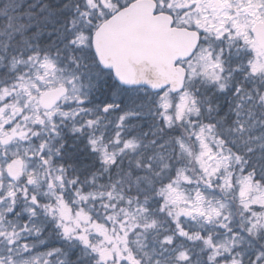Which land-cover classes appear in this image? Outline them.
Instances as JSON below:
<instances>
[{
	"label": "snow or ice",
	"instance_id": "obj_1",
	"mask_svg": "<svg viewBox=\"0 0 264 264\" xmlns=\"http://www.w3.org/2000/svg\"><path fill=\"white\" fill-rule=\"evenodd\" d=\"M0 264H264V0H0Z\"/></svg>",
	"mask_w": 264,
	"mask_h": 264
}]
</instances>
